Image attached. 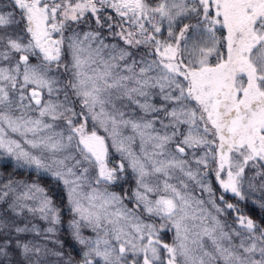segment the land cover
Listing matches in <instances>:
<instances>
[{"label": "snow or ice", "instance_id": "snow-or-ice-1", "mask_svg": "<svg viewBox=\"0 0 264 264\" xmlns=\"http://www.w3.org/2000/svg\"><path fill=\"white\" fill-rule=\"evenodd\" d=\"M0 153L63 187L81 248L51 186L9 175L0 264H264V217L224 199L264 190V0H0Z\"/></svg>", "mask_w": 264, "mask_h": 264}, {"label": "rangeland", "instance_id": "rangeland-1", "mask_svg": "<svg viewBox=\"0 0 264 264\" xmlns=\"http://www.w3.org/2000/svg\"><path fill=\"white\" fill-rule=\"evenodd\" d=\"M78 30L82 31V32L99 31V32L102 33V36L105 38V43H120L119 39L109 35V33L107 32L108 29L106 31V30H103V29L99 28L94 23V21L91 18H88V23L87 24H81ZM141 51H144V49H141ZM13 138L18 139L19 137H16L15 135H13ZM111 151L114 153V149L111 150ZM0 154H1L2 157L9 158V159L13 160L11 157H7L3 153H0ZM113 158L116 159L117 157L114 155ZM127 176L129 177V179L127 181H125V182H122L123 185H124L123 187H120V185L117 184V185H113L110 190L115 191L117 193H120L122 188H124L123 190L125 192H130L131 189L135 187V181H134V179H131L130 171L127 173ZM14 178L17 179V180H20V179H18L16 177H14ZM175 182L176 181L174 180L173 183H175ZM210 182L212 184L214 192L216 193V196L218 197L219 195H221L222 190L219 188L218 184L215 182L214 177L211 178ZM189 184H190V190L193 192L194 196H196L197 198H203V199H205V201H207V193H201L199 188L195 187V185H193L191 182H189ZM52 193L53 192L50 191V194H52ZM62 194H63L62 198L66 199V206L58 204L59 202L57 201V199L58 198L60 199V195L59 194H57V196L55 195V197H54L55 198V202L61 208V213L60 214H61L62 221H63L62 224L58 226L59 231H58L57 235L59 236V239L64 242V251H65V253H70L73 257H75L77 260H79L81 258V256H80L81 248L70 237V229L68 228V222L70 220V216L67 213V208H68L67 197H66V193L63 190V187H62ZM245 196H246V199L244 201H246V202L248 201L249 204L251 203V205L253 206V205H256L254 202L260 201L262 198H264V190H260L259 187H258V184H257V190H255V191L247 190V186H246ZM224 199L228 203H232V204L237 205L241 213H244V214H246L248 216H251L252 218L256 217V214L254 212L255 211L254 208L252 210H248L249 214L246 213V212H243L244 209L242 210V207L240 206V202H242V201L238 200V198L232 196L231 194H224ZM216 202H217V204L219 205L220 208L224 209V211L222 213L217 214L215 212V209H212L207 203L205 204V207H208L209 210L212 211L214 215H217V218L220 219L227 226H230V228L238 229L239 225L235 222L236 221V216H237L238 213L233 212L231 210H227L225 208L224 202L220 201L219 199H217ZM125 203L127 204V206L129 208L133 207V205L131 203H129L127 200L125 201ZM259 210H261V209H259ZM27 215L29 216V219H31L32 222L35 223L39 228L45 229L48 226L47 222L39 219L38 215L36 217H32L31 214H27ZM258 215H259L260 219L263 217V214L261 216H260V214H258ZM259 218H256V219L259 220ZM258 220H256V221L258 223H260L261 220H259V221ZM21 226H23V223L21 224ZM85 234L86 235H91L90 230L86 229L85 230ZM29 238H31V236ZM165 239L168 242H171V240L173 239V234L171 232L167 233L166 236H165ZM37 243H47L48 246L52 247V248H57L58 247L57 245H53V244H51L48 241H43L40 238H37ZM43 259L46 261V264H57V260H58L57 257L51 256V255H49L48 257H45Z\"/></svg>", "mask_w": 264, "mask_h": 264}, {"label": "trees", "instance_id": "trees-1", "mask_svg": "<svg viewBox=\"0 0 264 264\" xmlns=\"http://www.w3.org/2000/svg\"><path fill=\"white\" fill-rule=\"evenodd\" d=\"M103 30L107 31V28H103ZM116 38L119 39L118 37H116ZM141 49H143V47ZM0 173H3V176L0 177V184L3 183L4 179H7L8 176L11 175L12 177H16L20 180L37 181L40 183V185L42 187H44L46 189L50 188V186H51L52 192H54L56 196H57V194L60 195V199L59 198L57 199V201L59 202L58 204L66 206V199L62 198V195H63L62 194V187L56 186L50 176L44 175L42 173H38L34 168H27V167H19L18 168L16 166L15 161H13L9 158L2 157L1 154H0ZM119 185H120V187L124 186L123 183H121ZM122 189H124V188H122ZM240 206L242 207V210L244 209L243 212H246V213H248V210H252L254 208L255 209L254 212L256 214V217H253L254 220L256 218H259L258 214H260V216L263 214V217H264V211L259 210V207L257 205L252 206L251 203L249 204L248 201L247 202L242 201V202H240ZM256 220H258V219H256ZM259 220H261V219L259 218Z\"/></svg>", "mask_w": 264, "mask_h": 264}]
</instances>
